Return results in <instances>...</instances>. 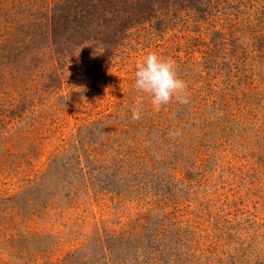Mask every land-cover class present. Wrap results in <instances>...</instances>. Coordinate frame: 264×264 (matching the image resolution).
Segmentation results:
<instances>
[{
	"label": "rangeland",
	"instance_id": "1",
	"mask_svg": "<svg viewBox=\"0 0 264 264\" xmlns=\"http://www.w3.org/2000/svg\"><path fill=\"white\" fill-rule=\"evenodd\" d=\"M149 52L187 104L134 88ZM0 195L37 199L0 264H264V0H0Z\"/></svg>",
	"mask_w": 264,
	"mask_h": 264
},
{
	"label": "clouds",
	"instance_id": "2",
	"mask_svg": "<svg viewBox=\"0 0 264 264\" xmlns=\"http://www.w3.org/2000/svg\"><path fill=\"white\" fill-rule=\"evenodd\" d=\"M134 75V88L138 92L148 94L155 109L159 110L173 98L178 103H188L187 83L179 78L174 61L170 58L149 52L136 63ZM140 118L141 108L137 106L131 109V119L136 121Z\"/></svg>",
	"mask_w": 264,
	"mask_h": 264
},
{
	"label": "trees",
	"instance_id": "3",
	"mask_svg": "<svg viewBox=\"0 0 264 264\" xmlns=\"http://www.w3.org/2000/svg\"><path fill=\"white\" fill-rule=\"evenodd\" d=\"M35 21H37V19ZM37 23H40V20H38ZM31 39H32V35L30 33H28L26 35L25 40L30 41ZM101 134H103V133H100V135ZM92 144H93L92 149H89L88 154L90 157H96L97 155H99V153H97L95 151L94 147H97L96 145L98 144V142L96 141ZM84 148L86 149L85 146H84ZM77 157L81 158L82 154L77 155ZM116 158L119 160L118 157H116ZM61 162H65V161L62 160ZM61 165L58 163L57 168L61 169ZM111 165H112L111 162H107L102 167L103 168H110ZM112 171H114V167H112L111 170L108 171L107 175H111ZM120 173H121V171H120ZM45 175H48V172H46V174H44V176ZM85 184L87 186V189L92 187L89 182H86ZM130 187H131V184H125L123 186L124 195L126 194L125 191L129 190ZM36 203H37V199H35V197L33 199L28 198V199H26V201L24 203H21L19 201V196H17V195L12 196V197H6V196L4 197L3 195H0V223H1V227L2 226L3 227L9 226V223L11 222V220L14 219V215H20V216L22 215L23 216V213L25 212V210L34 209L36 207ZM10 214H12V217L9 216ZM107 234H109V235H107V236H105L104 234L94 235L92 237V239L90 240L91 246H87V249H89V252L93 251V255H92L93 259L91 260L92 264H131L132 260L127 259L126 257H124V260H119V261L112 258L113 254L115 252L117 254H120L119 252L122 251L121 245L119 242L122 243L123 238L120 235H113L111 233H107ZM16 236H17V233L12 234V237H16ZM154 238H155V235L152 237L153 241H155ZM85 244L88 245V243H85ZM138 252L140 253V248L138 249ZM86 256L84 258L89 259V256L88 255H86ZM114 257L118 258V256H114ZM151 258H152V255H150V257H148V261L150 263L152 262ZM171 259L172 258H170V260Z\"/></svg>",
	"mask_w": 264,
	"mask_h": 264
}]
</instances>
